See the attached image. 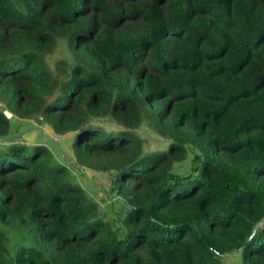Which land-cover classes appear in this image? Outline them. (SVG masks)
<instances>
[{
    "label": "trees",
    "instance_id": "16d2710c",
    "mask_svg": "<svg viewBox=\"0 0 264 264\" xmlns=\"http://www.w3.org/2000/svg\"><path fill=\"white\" fill-rule=\"evenodd\" d=\"M0 102V264H264V0H0Z\"/></svg>",
    "mask_w": 264,
    "mask_h": 264
},
{
    "label": "rangeland",
    "instance_id": "374dc122",
    "mask_svg": "<svg viewBox=\"0 0 264 264\" xmlns=\"http://www.w3.org/2000/svg\"><path fill=\"white\" fill-rule=\"evenodd\" d=\"M62 46H64L62 44ZM56 56H62V53L56 54ZM33 122L27 121V120H17L13 123V127L15 129L17 128H24L22 132H24L26 129L25 127L32 128L34 125ZM91 126L93 127H100L103 130L107 132H114L117 133L122 130V127L118 124H113V122L108 121H93ZM36 130H34L32 133H34ZM137 134L142 136L146 143H145V151H155L160 149H167L169 146L170 141L168 139H163L156 133H153L150 129L143 127L140 129L135 130ZM13 132V134H15ZM76 134H69V137H53L50 136L49 133L46 131L45 134L42 135L41 139H38V135H36V138L34 139L35 143L29 144V145H35V144H44L47 145L54 153L56 158L58 160H61V155L58 153V149H62V146L64 149H66V153H64V159H66V162L69 163V161L74 159L75 156L74 152L71 151L72 148V142L75 140ZM20 140L23 143H27V140L25 138L22 139V137H19ZM70 139L69 142H66V139ZM27 139V138H26ZM28 144V143H27ZM62 156V157H63ZM192 153L189 152L187 160L191 159ZM70 166V164H69ZM81 167L77 168H71V171L76 176L77 181L87 190L88 194L99 204V208L102 214H105L107 217L112 218L114 217L115 212H113V209L121 210V204L117 203L116 200H114L112 197H109L108 195L104 194L102 190L109 191L111 188L112 183V177L113 173L109 171H101V170H95L91 169L89 171V177H84L80 173ZM91 179V180H88ZM87 181L91 182L93 185L89 184ZM13 237H11V243H13ZM231 264H236L238 261V257L231 256L226 259Z\"/></svg>",
    "mask_w": 264,
    "mask_h": 264
},
{
    "label": "crops",
    "instance_id": "0c3cea01",
    "mask_svg": "<svg viewBox=\"0 0 264 264\" xmlns=\"http://www.w3.org/2000/svg\"><path fill=\"white\" fill-rule=\"evenodd\" d=\"M1 107H3V104L0 102V108ZM5 110H7V108ZM10 119H11V136H10V139L22 137V139L25 138V140H27L28 144H33V143L37 142L34 140L36 138V135H38V139H41L42 135L45 134L46 131L49 133L50 136L51 135L53 137L55 136V135H53L52 131H50V129L47 125L39 123L36 119L20 118V117L16 116L14 113H12V117H10ZM17 120H27V121L33 122L34 126L32 128L25 127V129L26 128L27 129L24 132H22V130H24V128L15 129V127H13V123L16 122ZM34 130H36V131L34 133H32ZM15 131H16V133L13 134V132H15Z\"/></svg>",
    "mask_w": 264,
    "mask_h": 264
},
{
    "label": "water",
    "instance_id": "95a60500",
    "mask_svg": "<svg viewBox=\"0 0 264 264\" xmlns=\"http://www.w3.org/2000/svg\"><path fill=\"white\" fill-rule=\"evenodd\" d=\"M4 113L6 114V116H7L8 118L12 117V112H10L8 109L5 110ZM63 155H64V153H63ZM64 160H65V159H64ZM65 161H66V160H65ZM67 164H68V165H69V164H76V161L72 160V161H69V163L67 162ZM82 171L85 172L84 169H82ZM85 173H86V172H85ZM261 225H264V221H260V222L257 224V226H256V228H255V231H257V229H258Z\"/></svg>",
    "mask_w": 264,
    "mask_h": 264
},
{
    "label": "built area",
    "instance_id": "2783aa9c",
    "mask_svg": "<svg viewBox=\"0 0 264 264\" xmlns=\"http://www.w3.org/2000/svg\"><path fill=\"white\" fill-rule=\"evenodd\" d=\"M59 136H57V138H58Z\"/></svg>",
    "mask_w": 264,
    "mask_h": 264
}]
</instances>
